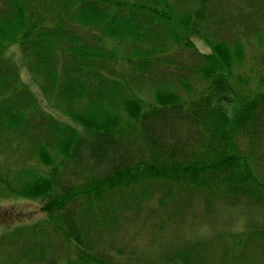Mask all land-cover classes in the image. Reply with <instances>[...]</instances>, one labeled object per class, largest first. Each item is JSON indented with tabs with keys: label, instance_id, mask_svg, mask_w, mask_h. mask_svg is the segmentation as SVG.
Here are the masks:
<instances>
[{
	"label": "trees",
	"instance_id": "1",
	"mask_svg": "<svg viewBox=\"0 0 264 264\" xmlns=\"http://www.w3.org/2000/svg\"><path fill=\"white\" fill-rule=\"evenodd\" d=\"M262 38L264 0H0V197L45 214L0 264H264L232 215L264 213V74L230 73Z\"/></svg>",
	"mask_w": 264,
	"mask_h": 264
},
{
	"label": "rangeland",
	"instance_id": "2",
	"mask_svg": "<svg viewBox=\"0 0 264 264\" xmlns=\"http://www.w3.org/2000/svg\"><path fill=\"white\" fill-rule=\"evenodd\" d=\"M189 39L199 51L204 53L210 51L207 44L199 36L191 35ZM185 50L186 49H182L180 51L177 50V58L184 59L185 64H188V66H192L194 61H192V59L190 58L189 52ZM12 51L15 54V47H10L8 49V52ZM263 52L264 38L259 40L251 39L250 42L245 45L244 59L238 64L233 65L232 67V70L230 72L232 81H246L242 82L244 84L240 82L239 84L245 88H254L260 80V75L264 74V71H262V69L257 64L258 59H260L261 55H263ZM22 77L23 80L28 83L32 91L35 93L37 100L40 102L43 108L48 109L45 97L42 95L40 90L35 87L32 79L25 75L24 72L22 74ZM192 81H194V79ZM57 114L58 113L56 112L54 113L56 117L60 118L61 120H65L62 114ZM41 206L42 201L40 200L23 199L6 195L0 197V233L6 230H10L18 225H26L43 219L45 217V214L41 210ZM234 214L238 218V220L234 222L236 224V222L238 221L236 225L237 227L241 225L245 226V224L257 227L264 223V213L262 214L258 212L235 211L232 212V215ZM205 225L206 223H198L195 227H188L187 225L181 224L178 228H171L172 232H169L168 235L174 236L176 235V232L183 231V233H186L191 240L197 238L202 239L201 236H204L203 234L212 232L209 226ZM200 231H203L202 234H199ZM165 237L167 239V234L165 235ZM160 243H162V241H160ZM158 247L159 246L155 248L157 252L160 250L158 249Z\"/></svg>",
	"mask_w": 264,
	"mask_h": 264
}]
</instances>
